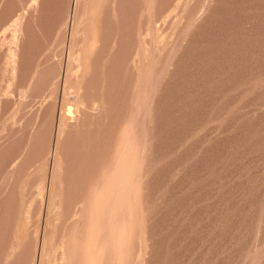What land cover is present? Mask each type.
<instances>
[{
	"label": "rangeland",
	"instance_id": "1",
	"mask_svg": "<svg viewBox=\"0 0 264 264\" xmlns=\"http://www.w3.org/2000/svg\"><path fill=\"white\" fill-rule=\"evenodd\" d=\"M86 262L264 264V0H0V264Z\"/></svg>",
	"mask_w": 264,
	"mask_h": 264
},
{
	"label": "bare ground",
	"instance_id": "2",
	"mask_svg": "<svg viewBox=\"0 0 264 264\" xmlns=\"http://www.w3.org/2000/svg\"><path fill=\"white\" fill-rule=\"evenodd\" d=\"M73 6H74V4H73ZM72 6V7H73ZM74 10V9H73ZM72 11V10H71ZM71 14L69 15L70 16V20L69 21H72L71 19H72V17H73V12H70ZM73 14V15H72ZM72 23V22H71ZM71 23H70V25H71ZM68 58V57H67ZM65 69V68H64ZM68 72V71H67ZM62 80L65 82V71L63 72V75H62ZM64 87V86H63ZM61 117V116H60ZM58 121V120H57ZM59 122H60V120H59ZM58 122V123H59ZM60 124V123H59ZM58 125V124H57ZM61 126V125H60ZM58 127V126H57ZM56 137V136H55ZM53 152V151H52ZM53 165V164H52ZM50 181H51V179H50ZM47 182H49V181H47ZM92 241V240H91ZM88 243H89V241H87ZM90 245V244H89ZM88 244H87V247L89 246ZM77 247V246H76ZM88 250V249H87ZM40 251H41V249H40ZM76 254V253H75ZM87 254V253H86ZM89 254V253H88ZM88 256H90V255H88ZM87 255L85 256L86 258L88 257ZM83 257H84V255H83ZM88 259V258H87ZM89 259H90V257H89ZM61 260V259H60ZM76 260V259H75ZM91 260V259H90ZM65 261V260H64ZM86 261V260H85ZM87 262H90V261H87ZM86 262V263H87ZM63 263V262H62ZM88 264V263H87Z\"/></svg>",
	"mask_w": 264,
	"mask_h": 264
}]
</instances>
